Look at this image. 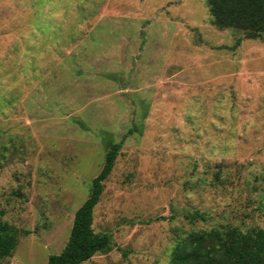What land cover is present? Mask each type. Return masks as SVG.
<instances>
[{
    "label": "rangeland",
    "instance_id": "1",
    "mask_svg": "<svg viewBox=\"0 0 264 264\" xmlns=\"http://www.w3.org/2000/svg\"><path fill=\"white\" fill-rule=\"evenodd\" d=\"M105 139L91 229L110 250L82 264L264 229V34L217 29L205 0H0V222L26 232L0 264L60 252Z\"/></svg>",
    "mask_w": 264,
    "mask_h": 264
},
{
    "label": "trees",
    "instance_id": "2",
    "mask_svg": "<svg viewBox=\"0 0 264 264\" xmlns=\"http://www.w3.org/2000/svg\"><path fill=\"white\" fill-rule=\"evenodd\" d=\"M205 5L210 23L217 29L239 31L251 40L264 34V0H205ZM104 147L101 168L90 182L86 199L73 213L63 248L49 255L45 264H82L93 255L110 250L109 236L91 229L92 210L120 145L105 139ZM185 219L203 222L205 218L194 211ZM25 234L0 222V262L11 255L18 238ZM166 264H264V229L240 231L236 227L220 226L190 230L175 240Z\"/></svg>",
    "mask_w": 264,
    "mask_h": 264
}]
</instances>
